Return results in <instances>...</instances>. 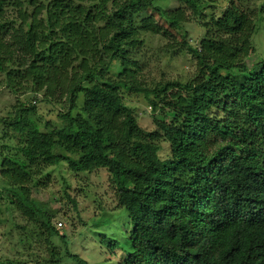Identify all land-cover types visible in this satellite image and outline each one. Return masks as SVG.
<instances>
[{
  "label": "trees",
  "instance_id": "obj_1",
  "mask_svg": "<svg viewBox=\"0 0 264 264\" xmlns=\"http://www.w3.org/2000/svg\"><path fill=\"white\" fill-rule=\"evenodd\" d=\"M154 1L0 0L4 83L14 92L42 93L36 101L67 104L58 127L41 129L30 115L35 106L23 103L5 121L23 140L17 154L1 162L2 190L25 219L42 216L47 231L59 234L29 184L62 161L76 172L103 167L130 220L131 249L120 264H264V60L251 72L243 66L255 52V11L248 0H229L216 11H206L212 0H178L173 10ZM148 8L171 29L192 16L203 26L199 47L186 42L198 67L194 76L144 90L152 111L163 115L154 117L161 130L154 137L171 148L160 164L133 140L141 129L118 81L102 80L114 60L127 68L126 55L141 45V32L160 33L153 17L137 19ZM79 92L84 99L74 115ZM102 241L120 244L105 234ZM46 242L53 260L41 264H57L60 252Z\"/></svg>",
  "mask_w": 264,
  "mask_h": 264
},
{
  "label": "rangeland",
  "instance_id": "obj_2",
  "mask_svg": "<svg viewBox=\"0 0 264 264\" xmlns=\"http://www.w3.org/2000/svg\"><path fill=\"white\" fill-rule=\"evenodd\" d=\"M228 2L212 0V7L206 11H216L218 9L213 8L215 5L224 7ZM247 4L255 11V30L251 38L255 52L244 60L243 66L251 72L256 61L264 60V0H248ZM154 6L173 10L179 6V2L155 0ZM7 11L11 10L7 8ZM146 16L153 17L161 28L160 33L141 32V45L126 55L127 68L122 70L121 63L114 60L102 72V80L118 81L122 99L132 110L135 123L141 129L133 140H137L150 158L160 164L168 162L171 148L163 137H154V133H161L154 117L160 119L163 115L152 111L144 90L154 88L166 80L186 83L194 76L198 67L186 42L192 48L199 47L203 26L200 19L192 16L181 29H171L158 11L150 8L138 14L137 19ZM3 79L4 76L0 74V173L1 162L16 155L17 146L23 140L5 124L6 120L14 116L21 103L35 106L30 115L43 130L62 125L59 112H64L67 107L64 100L58 106L36 101L42 93L35 95L26 89L14 92ZM91 85L94 91L101 93V86ZM83 99L84 92H79L72 110L74 115L81 112ZM112 137L116 138L114 134ZM6 185L0 177L1 264H41L52 261L47 238L60 252L61 258L57 264H76L67 257V253L78 255L91 264H120L126 250L131 249L128 242V231L131 228L128 213L118 204L119 194L106 168L91 166L85 171L76 172L67 162L62 161L45 168L33 178L29 184L31 198L53 215L52 225L58 229L59 234L47 231L42 216L36 217L33 222L25 219L11 205L8 194L2 190ZM123 194L130 199L129 192L124 191L120 195ZM104 234L119 241V246L110 248L102 241Z\"/></svg>",
  "mask_w": 264,
  "mask_h": 264
},
{
  "label": "built area",
  "instance_id": "obj_3",
  "mask_svg": "<svg viewBox=\"0 0 264 264\" xmlns=\"http://www.w3.org/2000/svg\"><path fill=\"white\" fill-rule=\"evenodd\" d=\"M60 224V223H59Z\"/></svg>",
  "mask_w": 264,
  "mask_h": 264
}]
</instances>
